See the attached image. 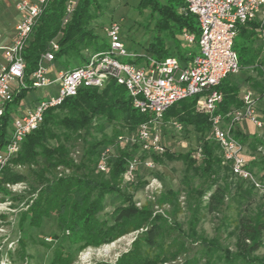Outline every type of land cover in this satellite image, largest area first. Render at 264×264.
Instances as JSON below:
<instances>
[{"label": "trees", "instance_id": "1", "mask_svg": "<svg viewBox=\"0 0 264 264\" xmlns=\"http://www.w3.org/2000/svg\"><path fill=\"white\" fill-rule=\"evenodd\" d=\"M67 1L49 0L32 29L22 53L25 88L17 92L5 107L0 120V150L8 142L11 106L20 103L29 91L34 90L30 87V77L53 39H56L58 51L54 54L52 66L57 71L70 62L82 66L90 55L108 48L106 39L96 33L93 22L103 17L110 0H78L70 19L62 27ZM182 5V0H140L139 10L149 9L154 21L153 40L147 46L150 57L183 60L187 52L179 47L178 38L184 32L197 36L198 28L193 16L178 13ZM260 26L257 21L239 26L233 50L237 54L240 70L252 68L261 74L264 81V62L258 61L253 49L260 38ZM162 34L164 37H161ZM166 43H169L168 47ZM241 88V84L229 78L223 80L216 88L222 100L216 105L214 115L226 116L231 110L240 109ZM196 100L189 98L175 103L164 113L162 121L173 120L199 135L196 149H200V160L193 158L196 149L178 155L184 166L182 181L187 184L199 177L207 184L203 193L207 199L202 209L213 214L225 206L227 197L226 189L218 184L221 170L225 168L231 172L211 138L210 116L195 112ZM150 119L149 115L140 114L132 108L126 90L114 81L101 89H80L76 96L66 98L60 106L48 110L40 126L23 139L18 153L0 173V203L10 201L22 204L23 209L18 215L20 226L27 224L38 229L44 220L53 218L59 232L54 240L66 241L69 246L75 247L76 252L90 247L99 248L136 233L131 250L115 264H157V260L161 259L158 250L168 248L178 252L177 248L181 246L172 238L174 227H168L166 219L155 213L153 208L162 204L177 207V198L183 192L168 191L158 202L138 208L132 196L120 189L129 162L127 151L111 159L107 172L97 170L101 153L107 150L113 139L124 133L137 132L138 126ZM236 124L231 128V135L242 148L251 152L258 148L264 150L262 139L245 136ZM107 128L111 129V137L103 134ZM163 155L169 160L173 158L167 151ZM247 166L250 171L256 169L261 174L259 179L264 181V157L260 161L251 160ZM14 185L22 186L23 190L12 193L8 187ZM247 186L248 189L239 192L230 207L226 208L225 222L234 229L235 254L231 259L240 260L242 264L259 262L253 255L264 241V201L255 215H248L249 194L253 187ZM106 198L112 199L110 206L113 207L102 218L100 215L106 209ZM210 244H215V241H210ZM63 248L54 251L48 264H72L74 251H64ZM176 252H170L171 257L162 260L168 261ZM183 264L198 263L189 261Z\"/></svg>", "mask_w": 264, "mask_h": 264}, {"label": "built area", "instance_id": "2", "mask_svg": "<svg viewBox=\"0 0 264 264\" xmlns=\"http://www.w3.org/2000/svg\"><path fill=\"white\" fill-rule=\"evenodd\" d=\"M49 0H21L16 4L20 13L14 28L11 43L2 47L3 63L0 65V120L5 107L14 95L25 88L23 82L25 62L24 47L43 8ZM78 0H68L65 5L62 27L68 22ZM178 13L195 18L198 35L184 32L180 35L184 48L197 45L195 54L187 52L183 60L168 57L156 60L150 56L130 55L120 40V26L110 21L103 29L108 48L92 54L86 63L70 71H58L57 77H47L54 54L58 51L56 39L49 43L48 50L41 55L36 71L30 77L33 89L55 87V94L46 93L37 100L34 107L21 117H12L8 142L0 150V173L18 153L23 139L42 123L44 114L60 106L66 98L76 96L82 88H103L114 81L122 86L131 100V106L140 114L151 117L138 126L135 137L118 138L119 143L135 145L146 154L162 155L167 150L161 143L157 125L164 113L175 103L197 98L196 104L203 113L210 116L211 138L217 145L222 160L231 175L248 183L264 194V181L255 178L248 169L242 155V147L231 135L234 124L246 119L260 128L256 115V99L251 91L242 94V107L230 111L226 116L214 115L215 107L222 100L216 90L220 83L240 71L237 54L233 50L238 27L249 22L261 23L259 36L264 44V0H182ZM1 40V35H0ZM141 59V62H136ZM124 60H127L126 62ZM225 123V127L222 124ZM193 158L200 160V149ZM110 156L108 150L101 153L97 170L107 172ZM139 162L127 163L123 181L132 183ZM151 168L149 162L142 163Z\"/></svg>", "mask_w": 264, "mask_h": 264}, {"label": "rangeland", "instance_id": "3", "mask_svg": "<svg viewBox=\"0 0 264 264\" xmlns=\"http://www.w3.org/2000/svg\"><path fill=\"white\" fill-rule=\"evenodd\" d=\"M21 0H0V65L3 63V51L1 48L13 39V28L20 17L16 10V4ZM140 0H110L103 17L93 22L96 27V33L102 38L105 34L102 29L110 22H117L120 26V40L126 52L130 55L141 57L150 56L147 46L152 42L154 31V21L150 16V10H139ZM164 37V34L161 37ZM178 45L181 50L195 54L197 45H189L184 48L180 37ZM260 38L254 43L253 49L257 55H260ZM169 43H166V47ZM173 48V45L170 47ZM259 52V53H258ZM125 62L127 60H124ZM80 67L75 62L68 63L61 71H70ZM57 70L51 75V80L57 77ZM260 73L252 68L239 71L230 76V80L241 84L243 78L252 76L261 77ZM55 94V87L51 86L45 89H34L27 93L26 97L18 104L11 106V114L16 115L21 107L35 99H41L46 93ZM233 111V110H231ZM195 112L204 115L195 104ZM11 117V119H12ZM10 119L9 130H11L12 120ZM263 125V122H262ZM160 132L162 145L167 153L173 156L169 160L165 155H155L143 153L139 147L124 143H119L118 138L126 139L135 137L136 130L133 133H124L113 139L112 143L107 145L108 155L114 160L119 157L121 152L129 153V161L135 160L139 165L135 170V180L132 183H126L121 179L120 189L127 195L132 196V201L138 208L149 203L158 202L168 191H182L177 198V207L162 204L154 206L153 210L163 216L169 225L173 226L171 235L181 246L173 250L175 256L168 261H163L165 257H171L173 252L168 248L158 250L160 258L157 264H183L189 261H195L198 264H242L234 258V229L225 224L227 221V207H230L232 200L238 193L248 189L247 184L239 181L232 176L225 168L221 170L219 185L226 189L227 197L225 206L219 212L213 214L207 213L202 209L206 196L203 195L207 189V184L199 177L189 180L184 184L182 181L184 166L178 158L179 154L196 149L198 146L199 135L194 133L191 128L180 125L170 120L168 122L160 121L156 126ZM111 137V129L107 128L104 133ZM100 138V136H98ZM242 155L246 162L264 157V150L258 148L256 151L242 149ZM149 162L151 168H146L142 163ZM197 165V164H196ZM255 178L259 179L257 170L253 169ZM140 183L142 187L139 188ZM12 193H20L23 189L20 185L8 187ZM250 206L248 215H255L264 201V195L257 189L251 190L249 194ZM111 198H106V209L100 217H105L112 210ZM23 209L22 204L6 201L0 203V264H48L53 257L54 251L59 247H64V251L73 252L75 247H71L66 241L54 240V236L59 235L55 220L53 218L44 220L42 226L38 229L29 227L27 224L20 226L18 224L19 212ZM229 221V220H228ZM170 226V227H171ZM181 227L178 230V227ZM136 233L126 235L119 240L103 245L99 248H85L81 251H74L72 254V264H115L122 256L126 255L132 247ZM215 244H210V241ZM176 242V243H177ZM181 243L184 245H181ZM173 255V254H172ZM229 257V260L227 258ZM259 262L250 264H264V241L262 247L253 255ZM163 259V260H162Z\"/></svg>", "mask_w": 264, "mask_h": 264}, {"label": "crops", "instance_id": "4", "mask_svg": "<svg viewBox=\"0 0 264 264\" xmlns=\"http://www.w3.org/2000/svg\"><path fill=\"white\" fill-rule=\"evenodd\" d=\"M260 43H261L260 45L261 51H260V55H258V61H260V63H263L264 62V44L261 40H260ZM8 45H9V42L3 47H6ZM263 71H264V63H263ZM52 74H54V67L49 66V73L47 74V77L50 79ZM241 87H242L241 88L242 94L247 90L253 93L254 98L256 99V115L258 119L261 121V123L263 122V125L260 128H258L254 126L249 120H246V119L240 121L236 125L240 127V129L242 130L245 136L257 137L264 141V81L262 80L261 77H254V76H252L249 80L248 79L246 80V76H245L243 78V81L241 82ZM49 93L53 94L52 92H49ZM242 94H241V97H242ZM37 100H39V98L35 99L34 101L30 103L23 105L21 109L18 111V113H16V115H13V117L23 116L27 111L31 110L34 107ZM222 127H225V123L222 124ZM261 158L262 157L255 158L252 160L260 161ZM250 161H248L247 163H249Z\"/></svg>", "mask_w": 264, "mask_h": 264}]
</instances>
